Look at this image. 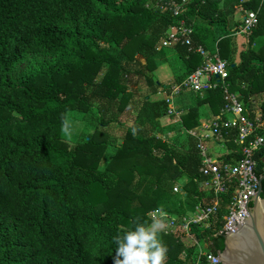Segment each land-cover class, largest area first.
Listing matches in <instances>:
<instances>
[{
	"label": "trees",
	"instance_id": "obj_1",
	"mask_svg": "<svg viewBox=\"0 0 264 264\" xmlns=\"http://www.w3.org/2000/svg\"><path fill=\"white\" fill-rule=\"evenodd\" d=\"M153 1L0 0V264H114L113 237L134 230L137 217L151 223L152 210L170 215L193 210L194 180L200 179L197 141L185 135L186 145L173 147L163 135L172 129L181 135V128L194 129L199 121L192 108L171 127L158 126L174 117L167 115L163 98L151 99L160 86L147 72L158 67L156 46L176 19L147 7ZM239 4L256 13L258 24L234 64L227 53L232 33L225 29L227 22L230 28L241 25L234 21ZM185 7L188 22L199 19L217 29L209 41L194 25L193 43L208 50L206 43L217 41V53L228 62L229 91L250 119L261 121L258 133L264 136V0H186ZM174 49L184 72L169 86L201 65L186 46ZM30 56L46 60L18 72ZM136 94L142 102L133 115ZM205 94L197 99L209 103L214 118L220 116L222 89ZM258 96L256 108L251 100ZM70 111L93 114L96 124L69 147L60 131ZM126 114L133 124L102 167L107 145L95 133ZM229 138L221 159L236 163L242 146L235 130ZM263 157L264 149L255 155L258 178ZM179 183L185 197L172 191ZM218 231V223L193 229L213 255L223 248ZM158 235L168 249L165 264H195L190 258L198 243L182 259L183 244Z\"/></svg>",
	"mask_w": 264,
	"mask_h": 264
},
{
	"label": "built area",
	"instance_id": "obj_2",
	"mask_svg": "<svg viewBox=\"0 0 264 264\" xmlns=\"http://www.w3.org/2000/svg\"><path fill=\"white\" fill-rule=\"evenodd\" d=\"M185 4L186 0H154L147 7L168 12L176 19L175 24L166 31L161 41L162 47L181 44L186 46L189 54L197 55L201 60V65L182 82L164 89L163 99L167 104V115L179 120L180 115L174 108V99L182 92L190 91L201 95L218 87L223 92L220 116L209 125L183 130L181 133L197 141L200 157V179L194 180L197 186V202L193 210L183 215H170L163 211L166 225L162 231L164 235L179 243H199L193 233L194 228L211 229L218 223V233L225 235L232 232L233 222L241 223L248 216L245 205L247 198L254 196L257 191L259 178L255 172V155L264 149V136L258 133L259 128L263 126L261 121L258 118L250 119L243 103L238 100L236 94L229 91L226 83L228 62L217 52L212 54L202 44L193 43L195 22H188L185 18ZM235 9L241 13V25L231 32L248 37L258 24L257 15L254 11L243 8L242 4L237 5ZM233 130L242 146V158L232 163L210 155V148L206 143L211 140L216 149L226 147V143L231 141L229 137ZM172 191L183 197L187 195L180 184L174 185ZM150 219L152 220V217ZM215 258L212 253L200 250L195 264H201L203 260L205 264H218L215 263Z\"/></svg>",
	"mask_w": 264,
	"mask_h": 264
},
{
	"label": "rangeland",
	"instance_id": "obj_3",
	"mask_svg": "<svg viewBox=\"0 0 264 264\" xmlns=\"http://www.w3.org/2000/svg\"><path fill=\"white\" fill-rule=\"evenodd\" d=\"M234 21L236 22H241V13L239 11L236 10V13L234 15ZM203 22L202 20H196L195 21V25L198 26H203ZM232 27V26H231ZM215 27H213V32H214ZM232 31L236 30L235 27L231 28ZM221 31H223L221 29ZM229 31V30H228ZM212 31L210 30L209 34L207 35V39L210 41L211 39H213V37L215 36V32L211 33ZM230 32V31H229ZM214 34V35H213ZM238 34V32H234L233 35ZM232 35V34H231ZM232 35V38H233ZM162 46L157 45L155 52L157 53V57L154 58L156 64H157V68L153 71L152 74H150V72H147L148 75H152V78L155 79L156 82H160V81H166L169 80L173 75H174V71H175V65L170 64L168 65V63L172 62V57L168 58V59H163L160 58V52L158 53V51L160 49H164V48H171V46L169 47H163ZM161 50V51H162ZM166 50V49H165ZM46 60L45 57L42 56H30L29 59H27L25 62H23L21 65L18 66L17 70L19 71H23L31 66H33L34 64H37L41 61ZM162 60V61H161ZM167 60V61H166ZM162 87V86H161ZM160 87V92L158 95L152 96L151 99H158V98H163V91L161 90ZM146 92V87L142 86L139 89V94L145 95ZM137 98L135 99V106H133V108H131V113L134 115L135 113H137L139 106L141 105L142 102V98L139 97L136 94ZM257 103L260 104L261 99H257ZM91 114H83V113H78V112H74V111H70L67 112L66 114V118L64 121V124L61 128L60 131V136L61 139L66 142L68 144V146H73L77 140L79 139V137H83L91 132H93V126L96 124L94 122V118L95 115H91V118L93 119V124H90L89 117ZM16 117V119L19 120V118L14 115ZM170 117V116H169ZM121 122L119 123H114L111 124L110 126H108L105 129V132H99V133H95V138L98 140H104L106 141V149H103V157H102V167L104 166V164L111 158V156L114 154V152L116 151V149L119 147V145H121V143L123 142L122 137L123 134L125 133V130L127 128H130V126L133 124V120L132 118H128L127 114L124 115L123 117H121ZM178 120H176V118L174 117V120L171 118H164L161 119L160 122L158 123L159 128L161 126H166V127H171V124H174L175 122H177ZM65 122L67 124V127L65 128ZM207 133V131H205ZM186 134L183 133L181 135L177 134V131H175L174 129L170 130L169 132L165 133L163 135V139H165L168 143L171 144V146L173 147H178L180 144L184 143L186 145L187 143V139L185 136ZM206 146L210 148L209 152L210 155H212L214 158L219 157L220 153H224L225 150L222 148H215V145L213 142H211V140H209V142L206 143ZM219 149V150H218ZM181 184V183H179ZM184 246V251H182V253L180 254V258L185 259L187 250L191 247H193L194 245H197V243H181ZM207 245H204V243H198L197 246L194 247V253L192 254L190 261L196 263L197 260V256H198V252L200 250L202 251H207ZM188 264V263H186Z\"/></svg>",
	"mask_w": 264,
	"mask_h": 264
},
{
	"label": "water",
	"instance_id": "obj_4",
	"mask_svg": "<svg viewBox=\"0 0 264 264\" xmlns=\"http://www.w3.org/2000/svg\"><path fill=\"white\" fill-rule=\"evenodd\" d=\"M263 180L264 174L257 181L255 195L247 198L245 209L248 216L244 221L238 224L233 222V230L228 234H217L222 239L223 248L215 252V263L264 264V199L261 198Z\"/></svg>",
	"mask_w": 264,
	"mask_h": 264
},
{
	"label": "clouds",
	"instance_id": "obj_5",
	"mask_svg": "<svg viewBox=\"0 0 264 264\" xmlns=\"http://www.w3.org/2000/svg\"><path fill=\"white\" fill-rule=\"evenodd\" d=\"M148 215L152 217L151 223H141L137 217L134 230L113 237L114 264H165L168 249L158 235L166 226L165 214L162 209H156Z\"/></svg>",
	"mask_w": 264,
	"mask_h": 264
},
{
	"label": "crops",
	"instance_id": "obj_6",
	"mask_svg": "<svg viewBox=\"0 0 264 264\" xmlns=\"http://www.w3.org/2000/svg\"><path fill=\"white\" fill-rule=\"evenodd\" d=\"M227 24L228 25H226L225 31L229 30L230 33H232L231 32L232 29L230 28L228 22H227ZM199 27L202 29L204 37H207L210 30L212 31L211 33L215 32V38L217 37V29L215 28L214 32H213V27H211L206 22L203 23V26H199ZM220 31H221V28H220ZM232 35H233V33H232ZM232 35H229L230 38H229V47H228L227 53H228V56L233 57L234 64H238L240 62V53L245 49V47H247L249 45V36L247 37V36H244V35H241L238 33L236 35H233V38H232ZM206 44H207V49L209 52H217L218 51L217 41L215 43L209 42ZM161 48H163V47H161ZM170 57H172V59H171L172 62L168 63V65H170V64L175 65V63H176L174 75L169 80H166V81L156 82L155 79H153L157 85H159L160 87L162 86L161 90L163 91V95L165 93L164 89L167 87H170L169 85L171 84V81L174 78V76L184 72L183 62L180 58L177 57V53H176L174 47L164 48L162 50V53L160 54V58H162V60H163L164 58L168 59ZM167 82H169V83L167 84ZM165 85H167V86H165ZM206 96H207L206 94H201L199 96H196V95L191 94L189 92H182L180 95L175 97L174 108L176 109V111L179 113L180 116L184 115L186 112H188L189 110H192V108H194V109H196L197 118L199 121V126H197V127H200L203 125H209L215 118H214L213 111L209 106V103H207V102L202 103V101L205 99ZM198 97H200L199 99H201L202 101H199L197 99ZM256 98L260 99L259 96L255 97V98L252 97L251 101L253 102V106H255L257 108L259 103H257ZM171 119H173V118H171ZM183 130H184V128L180 129L181 132ZM222 149H224L225 152L220 153L219 157H222L223 155H225L228 152L226 147H223Z\"/></svg>",
	"mask_w": 264,
	"mask_h": 264
}]
</instances>
